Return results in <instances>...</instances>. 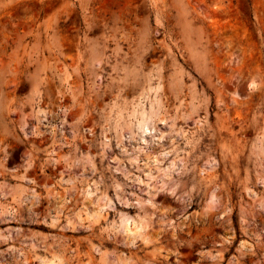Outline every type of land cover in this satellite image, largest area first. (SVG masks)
Masks as SVG:
<instances>
[{
	"label": "rangeland",
	"instance_id": "1",
	"mask_svg": "<svg viewBox=\"0 0 264 264\" xmlns=\"http://www.w3.org/2000/svg\"><path fill=\"white\" fill-rule=\"evenodd\" d=\"M0 264H264V0H0Z\"/></svg>",
	"mask_w": 264,
	"mask_h": 264
},
{
	"label": "bare ground",
	"instance_id": "2",
	"mask_svg": "<svg viewBox=\"0 0 264 264\" xmlns=\"http://www.w3.org/2000/svg\"><path fill=\"white\" fill-rule=\"evenodd\" d=\"M125 231L128 232V233H133V231L131 229H129V228H126Z\"/></svg>",
	"mask_w": 264,
	"mask_h": 264
}]
</instances>
